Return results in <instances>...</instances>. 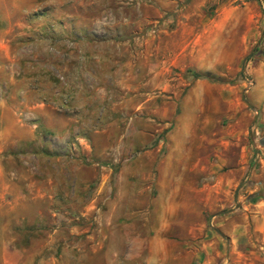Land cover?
<instances>
[{"label": "rangeland", "instance_id": "rangeland-1", "mask_svg": "<svg viewBox=\"0 0 264 264\" xmlns=\"http://www.w3.org/2000/svg\"><path fill=\"white\" fill-rule=\"evenodd\" d=\"M4 38L0 264H99L124 246L104 242L96 190L126 163L155 174L181 129L195 163L168 249L264 264V0H0Z\"/></svg>", "mask_w": 264, "mask_h": 264}, {"label": "crops", "instance_id": "crops-1", "mask_svg": "<svg viewBox=\"0 0 264 264\" xmlns=\"http://www.w3.org/2000/svg\"><path fill=\"white\" fill-rule=\"evenodd\" d=\"M8 49L7 40L0 39V65L6 63L5 57L10 58ZM13 58L11 56V59ZM194 108L199 109L198 105ZM6 113H10L9 106L0 101V122ZM181 130V136L170 134L167 142L170 150L157 160L155 174L146 176L141 169H132L131 164L126 163L117 176L115 187L104 186L96 190L95 194H104L103 202L107 207V232L104 242L124 243V246L121 245L117 249L108 246L103 251V259L99 264H190L191 252L184 256L181 252L168 249L169 242L183 239L184 233L175 232L172 227L186 226L183 216L185 217L184 213L188 209L187 195L190 188L186 185L185 175L194 166L189 149L191 133L188 129ZM5 133L6 126L0 130V144L7 135ZM1 161L0 156V171ZM45 194L40 186L30 187L26 198L28 202H34ZM97 198L95 196L90 203L93 204ZM153 216L157 219L156 226L154 225L148 233L141 232L138 229L141 220H148ZM120 218L127 220L121 225V230L116 228ZM141 242L148 243V250L145 252L137 247V243ZM125 243H128V246ZM156 243H159V246H156Z\"/></svg>", "mask_w": 264, "mask_h": 264}]
</instances>
